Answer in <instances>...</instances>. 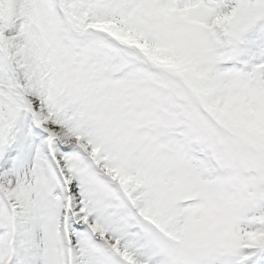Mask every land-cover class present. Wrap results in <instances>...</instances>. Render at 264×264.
Here are the masks:
<instances>
[{
  "label": "snow or ice",
  "instance_id": "snow-or-ice-1",
  "mask_svg": "<svg viewBox=\"0 0 264 264\" xmlns=\"http://www.w3.org/2000/svg\"><path fill=\"white\" fill-rule=\"evenodd\" d=\"M0 264H264V0H0Z\"/></svg>",
  "mask_w": 264,
  "mask_h": 264
}]
</instances>
